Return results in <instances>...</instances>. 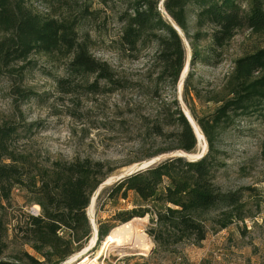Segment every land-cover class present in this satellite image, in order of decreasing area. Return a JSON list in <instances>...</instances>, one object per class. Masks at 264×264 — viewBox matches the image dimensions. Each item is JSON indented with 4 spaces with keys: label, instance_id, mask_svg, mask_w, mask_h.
<instances>
[{
    "label": "trees",
    "instance_id": "1",
    "mask_svg": "<svg viewBox=\"0 0 264 264\" xmlns=\"http://www.w3.org/2000/svg\"><path fill=\"white\" fill-rule=\"evenodd\" d=\"M160 1L134 0L119 15L118 52L138 58L144 48L154 46L144 83H127L91 54L88 38L77 33L75 19L39 13L30 0H0V75L21 81L34 65L32 57L41 55L52 62L67 61L66 77L56 79L57 89L66 95L80 88L96 96L138 87L156 104L153 114L144 118L143 134L165 144L143 159L175 151L195 153L197 141L176 96L185 46L167 16L186 36L190 65H215L240 30L264 36V0H164L165 13ZM201 41H206L204 47ZM192 75L188 72L184 80L182 96L207 141L204 157L193 161L167 157L109 185L104 196L107 202L131 197V207L115 210L110 219L120 225L147 220L144 231L160 251L185 242L198 245L209 232L252 218L250 199L259 195L255 187L223 190L217 177L227 166L226 153L219 149L223 134L243 118L264 116V47L254 46L232 61L221 90L206 99L216 106L202 115L189 103L191 92L201 98L192 87ZM77 78L85 86L77 85ZM15 92L21 99L32 94ZM15 136L16 124H0V264H63L88 243L89 199L114 169L109 162L88 157L40 165L14 148ZM16 189L39 206L38 215L15 207ZM261 201L264 195L254 201L255 207ZM103 224L98 223V244L112 229Z\"/></svg>",
    "mask_w": 264,
    "mask_h": 264
},
{
    "label": "rangeland",
    "instance_id": "2",
    "mask_svg": "<svg viewBox=\"0 0 264 264\" xmlns=\"http://www.w3.org/2000/svg\"><path fill=\"white\" fill-rule=\"evenodd\" d=\"M133 1L30 0L39 13L75 19L79 37L88 38L91 54L108 63L117 79L127 83H144L151 71L149 57L154 46L148 45L138 58L126 57L117 49L122 35L119 15L127 11ZM159 8L161 10L160 4ZM190 22L191 26L194 23L192 18ZM205 44L206 41L200 42L201 47ZM254 46L264 47V36L240 30L223 48L219 63L189 64L188 72L193 74L192 87L197 88L201 95L197 98L191 92L189 97V103L197 114L210 112L216 106L206 99L221 90L232 61ZM189 48L185 46V59L191 58ZM32 59L34 65L25 70L21 81L0 75V124L4 121L16 124L17 136L12 144L17 151L29 155L33 162L47 165L49 160H72L77 157L109 162L114 173L103 181L105 183L133 165L150 160L143 157L165 145L146 139L143 134L144 118L153 114L156 104L138 87L96 96L85 94L80 88L76 93L66 95L57 89L56 79L66 77L67 61L52 62L41 55ZM76 80L77 85L85 86L78 78ZM17 90L32 94L27 99H21L15 92ZM182 100L186 105L183 97ZM263 141L264 116H252L237 121L227 129L219 144V149L226 153L224 159L227 165L217 177L222 189L255 187L259 190L256 191L259 195L250 199L252 218L217 233L209 232L198 245L185 242L169 251L156 250L144 231L147 220L136 219L130 224L136 231L143 232L150 244L142 249L119 247L107 250L96 264H179V261L185 264H264V202L259 203V208L254 202L264 195ZM201 148L198 145L196 152ZM108 187H103L93 202L92 216L96 228L99 222L114 228L119 223L110 219L111 214L115 210L131 207V197L126 201H104ZM29 199L28 194L19 189L12 193V203L20 211L30 213L32 208L40 211L38 205L29 203ZM97 242L89 255L100 254L103 241ZM77 253L65 262L77 261Z\"/></svg>",
    "mask_w": 264,
    "mask_h": 264
},
{
    "label": "bare ground",
    "instance_id": "3",
    "mask_svg": "<svg viewBox=\"0 0 264 264\" xmlns=\"http://www.w3.org/2000/svg\"><path fill=\"white\" fill-rule=\"evenodd\" d=\"M179 32L181 34V31ZM181 104H182L181 105L182 109L186 112V114H188L190 118H192L194 124L197 126L196 121L194 120L193 116L191 115L190 111L188 110V108L186 107V105L184 104L182 100H181ZM202 138L203 137L201 136L200 145L202 148H204V144H202L204 141H202ZM93 202L94 200L92 199L86 210L88 211V215H89L92 227L96 228V225L94 223L93 216H92ZM95 232L96 231H94L93 234L90 236V241H89L88 246L76 254L78 256L77 261L74 260V262L73 261L68 262L69 264H96L97 261H99L100 258L103 257L102 256L103 253L107 250L118 249L119 247H123L128 250L142 249L146 247L148 244H150L148 237L136 231L134 227H132L130 222H125V223H121V225L119 224L115 226L114 228H112L107 233V235L103 237L102 249H101L100 254L93 256V255H89L88 252L91 249H93L95 242H97L96 241L97 233Z\"/></svg>",
    "mask_w": 264,
    "mask_h": 264
},
{
    "label": "water",
    "instance_id": "4",
    "mask_svg": "<svg viewBox=\"0 0 264 264\" xmlns=\"http://www.w3.org/2000/svg\"><path fill=\"white\" fill-rule=\"evenodd\" d=\"M163 1L164 0H161L160 7H161V11L163 13H165L164 12V7H163ZM167 18H168L169 21H171V24H172L173 28L176 30V32L178 33V35L181 37V39L183 40V43H185V46L189 47V45H188V43H187V41L185 39L186 36H184V34L182 32L180 34L179 31H181V30L174 24V22H172V20L168 16H167ZM189 52H191L190 51V48H189ZM190 56H191V53H190ZM189 64H190V59L189 58H186L185 59V63H184V67H183V69H182V71H181V73L179 75V80H178L179 82L177 83V94H178L177 100L179 102L180 108H181L182 112L184 113V116H185L187 122L189 123V125H190V127H191V129L193 131V134H194L195 139L197 141L196 142V145L197 146L200 145V140H201V136H202L203 137L202 138V141H204L203 142L204 143V148L199 149L195 153H187V152H184V151L183 152L182 151H175V152L168 153V155L167 154H162V155L153 157L150 160H147V161L138 163V165L135 164L132 167H130V169H127L126 171L118 174L114 178L109 179L105 183L104 182L101 183L97 187V189L92 193V195H91V197L89 199L88 205L90 204V202H91L92 199L95 201L96 197L98 196L100 190L103 187L109 186V185L115 183L116 181H118V180H120V179H122V178H124V177H126V176H128V175H130L132 173H134V172H137V171L146 169L149 166H151V165H153V164H155V163H157V162H159V161H161V160H163V159H165L167 157L179 156V157H183V158H185L187 160H191V161L200 159L201 157H204L205 153L207 152V141H206V139H205V137H204L201 129L198 127V124H197V126L194 124L192 118H190L188 116V114H186V112L182 109V106H181L182 105L181 104V100H182V97H183L182 96V89H183V84L185 82L184 80H185V78L187 76V70L189 69ZM86 215H87V212H86ZM87 218H88L89 224L91 226V235L93 234L94 231H96L95 233H97V228H93L92 227V224L90 222V219H89L88 215H87ZM64 264H69V263L65 262Z\"/></svg>",
    "mask_w": 264,
    "mask_h": 264
},
{
    "label": "built area",
    "instance_id": "5",
    "mask_svg": "<svg viewBox=\"0 0 264 264\" xmlns=\"http://www.w3.org/2000/svg\"><path fill=\"white\" fill-rule=\"evenodd\" d=\"M30 214H32V215H38V214H39V210H38V209H36V208H32V210H31ZM179 264H185V263H184V262H181V261H179Z\"/></svg>",
    "mask_w": 264,
    "mask_h": 264
}]
</instances>
